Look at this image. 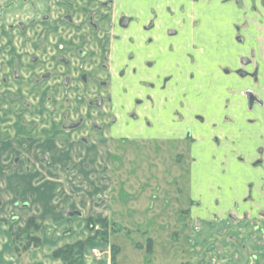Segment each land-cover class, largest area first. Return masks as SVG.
<instances>
[{"label":"rangeland","instance_id":"1","mask_svg":"<svg viewBox=\"0 0 264 264\" xmlns=\"http://www.w3.org/2000/svg\"><path fill=\"white\" fill-rule=\"evenodd\" d=\"M33 1L37 12L31 14L28 9L32 0H0V17L2 12L4 15V20L0 19V46L6 42L4 34L11 31L12 25L20 20L27 23L33 16L41 18L47 7L52 19L62 23L65 10L61 6L66 0H52L50 4L44 0ZM169 1L164 0V6ZM182 2L194 3L192 0ZM196 5L204 7L202 14L211 18L221 16L224 11L229 21L239 17L237 22H242V31H254L261 36V47L254 55L250 49L237 51L235 49L247 46L254 38L248 35L245 44L241 36L233 41L231 36L236 34L235 29L231 30L226 23L221 28H229L226 52L215 53V49H211L208 62L196 65L207 78L224 81L216 88L211 86L208 105L213 108L212 112L219 113L227 107L228 112L238 118L234 121L229 117L225 125L220 115H209V121L205 112L188 109L199 116L192 120L200 132L207 130L209 123H218L216 131H212L216 140L194 137L193 127L182 129V122H179L182 130L176 133L175 139L160 138L156 132L146 133L142 121H137L142 107L137 109L138 116L129 115V101L134 92L124 91L120 82H112L109 87L99 86L98 82H59L56 77L37 85L4 82L6 86H0V133H7L4 138L0 135V192L24 193L23 187L30 183L52 184L53 208L63 215L58 221H80L88 227L90 236L80 240L85 243L84 254L90 243L91 252L99 248L103 253L100 258L93 255L94 262L106 258L111 264H264V235L257 236L261 247L257 246L255 238L247 248L246 239H242L246 237H236L235 242L229 240L225 246L204 245L203 233H200L204 222L212 224L213 221L208 222L209 213L215 211L224 214L221 217L231 229L232 226L240 231L245 228L248 235L256 227L264 231V163H256V158L264 157V137L254 141L256 125L248 120L256 111H264L263 0H197ZM65 26L62 24L60 29ZM209 29L216 35L215 25ZM70 57L72 70L79 71V62L85 57L78 54ZM243 57L251 62L245 64ZM49 58L48 55L45 60ZM255 66H258L259 81L249 75ZM64 70L61 66V71ZM244 72L247 75L244 76ZM195 83L192 85L200 88L202 82ZM101 96L105 101L101 108L90 105L91 99ZM171 106L175 105L170 104V111ZM30 109L35 112L28 116ZM111 114L117 117L116 122L110 118ZM180 117L182 121L184 114ZM79 118L84 119L83 125L71 128L70 123ZM95 119L104 125V132L92 130ZM47 126L51 129H46ZM10 128L15 132L11 133ZM189 129L192 133L187 132ZM227 129L228 136L223 133ZM80 135L87 136L91 142L83 144ZM57 140L62 143L61 147L67 143L73 148L68 146L70 149L59 153L56 147L51 153L43 150L44 144L54 146ZM98 141L100 148H97ZM225 144L228 153L224 150ZM238 156L245 162L238 160ZM15 184L19 188H15ZM32 191L29 189V194ZM39 224L37 218L35 227ZM31 232L41 238L39 230ZM27 238H14L13 247L19 254L35 246L27 243Z\"/></svg>","mask_w":264,"mask_h":264},{"label":"flooded vegetation","instance_id":"2","mask_svg":"<svg viewBox=\"0 0 264 264\" xmlns=\"http://www.w3.org/2000/svg\"><path fill=\"white\" fill-rule=\"evenodd\" d=\"M44 1L50 4L52 0ZM192 1H194L192 5H187L182 0H170L169 4L164 6V0H66L65 5L61 6L65 10L61 16L62 23L52 19L47 7L41 18L33 16L27 23L20 20L17 25L10 24L11 31H7V35L4 34L6 42L0 46V86H6L4 82H34V85H37L39 82H49L56 77H58L56 81L59 82H98L99 86L101 84L109 87L112 82H120L123 83L121 88L124 91L131 89L134 92V96L129 101L131 106L129 115L136 117L137 109L142 107L140 110L142 114L137 115V121H142L146 133L156 132L160 138L175 139L179 130L191 126L196 131L193 133L194 137L198 135L212 140L214 137L212 131L218 123L211 122L207 130L204 128L200 132L199 127L193 125L192 120L199 116L188 109L203 111L207 117L220 115L225 125H228L229 117L234 121L238 118L230 114L227 107L219 113L217 110L212 112L213 108L208 105L211 86L216 88L224 81L207 78L206 74L202 75L197 70L196 65L208 62V56L213 52L211 49H215V53L226 52L227 45L229 46V33L226 30L229 31V28L235 29L236 34L231 36L233 41L241 36L245 44L248 35L254 38L248 41L247 46L239 45L241 47L235 49L237 51L250 49L249 52L254 55L256 49L261 47V36L254 31L249 33L242 31L243 24L237 22L238 16L235 20L229 21L224 11L221 16L211 18L202 14L204 7H197V0ZM35 6L36 2L32 0L28 12L31 14L37 12ZM0 19L4 20L3 12ZM52 20L55 25L52 24ZM64 23L67 26L60 29ZM226 23L229 24V28L221 30ZM213 25L216 26V35H212L213 31L209 29ZM50 26L53 28L51 29ZM197 27H200L198 32ZM8 44L11 45L6 49ZM215 45L219 46L218 50ZM47 54L49 60H45ZM77 54L85 57V60L79 62V71L76 72L71 68L70 55ZM250 62L251 60H248L247 64ZM47 64L49 65L45 67ZM61 66L64 71H61ZM258 66H255V70L249 74L255 81H259ZM57 72L60 74L57 75ZM245 75L247 74L244 72ZM195 82H202L199 84L200 88L197 89L192 85L196 84ZM97 92L100 93V90ZM109 97L107 96V99H110ZM171 99H174L173 102H170ZM104 103L102 96L90 100V105L98 108ZM170 104L175 105L171 106L172 111ZM181 110L186 113H183L182 121ZM29 111L28 116L35 112L31 109ZM169 111L172 117L169 116ZM255 114L248 120L256 125L254 141L257 142L259 137H264V111H256ZM210 117H208L209 121H211ZM110 118L116 122L115 115L111 114ZM96 121L95 119L91 125L92 130L104 132L106 130L104 125ZM179 122L183 123L184 128L179 127ZM83 123L84 119L79 118L77 122H71L70 126L75 129L81 127ZM153 126L155 129L152 130ZM47 128L51 129L50 126ZM10 130L11 133L15 132L11 128ZM170 130L173 131L169 133ZM4 132L0 133L4 135L2 138L7 134ZM187 132L190 133L191 130ZM223 133L228 136V129ZM79 138L83 144L91 142L85 135H80ZM213 139L216 140V137ZM100 143L98 141L97 148L101 147ZM61 144L57 140L54 146L47 147L44 144L42 147L45 152L50 153L55 147L56 153L73 148L68 145L69 148L67 143L63 145L66 148H63ZM224 146V150L228 153V145ZM259 152L262 154L263 148L259 149ZM263 158H256V163L263 164ZM239 159L245 162L240 156ZM236 174L240 175L239 170ZM3 196H8L7 204ZM13 196L10 190L0 192V222L5 223L10 230H14V224L19 220L13 209L31 208L30 199L12 201ZM258 213L263 212L258 211ZM229 215L234 219L237 218V215ZM36 219L34 215L27 217L26 233L22 237L36 236L31 232L32 230L39 232L43 230L44 223L40 220L39 226L35 227ZM31 220L34 222L30 226ZM17 236L13 234V238Z\"/></svg>","mask_w":264,"mask_h":264},{"label":"crops","instance_id":"3","mask_svg":"<svg viewBox=\"0 0 264 264\" xmlns=\"http://www.w3.org/2000/svg\"><path fill=\"white\" fill-rule=\"evenodd\" d=\"M51 187L52 184L50 183L36 182L35 184L30 183L24 186V193L13 190L14 196L12 201L30 199L32 207L28 210L19 208L13 209V213L19 217V220L14 224V230H10L5 223L0 222V264H64L61 259L53 256V252L58 248L74 244L90 236L88 227L80 221H72L70 223L58 221L60 218H63V215L53 208ZM15 188H19V186L16 185ZM29 189L33 190L30 194ZM3 199L5 204L9 202L8 196H3ZM209 214L208 222L213 221L211 222L212 224L204 222L202 225L204 227L200 229V233H203L204 245L214 244L213 246H225L229 240L235 242L236 237H246L242 239H246L244 240L246 241L245 247H249V242L253 244L252 241H256L257 236L260 238V235H264L262 227L261 229L256 227L254 231L252 233L249 232L248 235V233L246 234V230H243L245 228H242L240 231L239 228L232 226L233 228L231 229L230 225L221 217L224 215L223 213H216L215 211ZM30 215L36 216L38 220L44 223V229L38 233L42 242L39 246L28 248L26 253L19 254L13 247V234L22 236L26 233L25 223L27 217ZM216 220H219V222L215 224L214 221ZM246 223L250 224L251 222L249 223L246 221ZM247 226L248 225H246V227ZM66 231H70L68 232L69 234L66 233ZM256 242L257 246H262L260 240L257 239ZM90 244L87 245L84 257H82L78 264H111L106 258L96 260V262L92 261L91 259H94V256L91 252L92 245L89 246ZM247 248L243 249V252L246 253ZM213 251L214 250H212V253ZM243 256H246V254H243ZM260 258H257L258 261H261Z\"/></svg>","mask_w":264,"mask_h":264},{"label":"trees","instance_id":"4","mask_svg":"<svg viewBox=\"0 0 264 264\" xmlns=\"http://www.w3.org/2000/svg\"><path fill=\"white\" fill-rule=\"evenodd\" d=\"M33 222H34V220H31L30 226L33 225ZM16 239H18V238H16ZM27 240H28L27 243L28 242L30 244L34 243L35 246H39L42 242L41 238H39L38 236H31V235H28ZM29 246L30 245H28V247ZM84 248H85V243L78 241L74 244L65 245L61 248L56 249L53 252V256L55 258L61 259L64 264H78L79 261L83 257ZM159 264H161V263H159Z\"/></svg>","mask_w":264,"mask_h":264},{"label":"built area","instance_id":"5","mask_svg":"<svg viewBox=\"0 0 264 264\" xmlns=\"http://www.w3.org/2000/svg\"><path fill=\"white\" fill-rule=\"evenodd\" d=\"M92 253H93V255H95V257H97V258H100L101 256H102V252L100 251V249L99 248H94L93 250H92Z\"/></svg>","mask_w":264,"mask_h":264},{"label":"water","instance_id":"6","mask_svg":"<svg viewBox=\"0 0 264 264\" xmlns=\"http://www.w3.org/2000/svg\"><path fill=\"white\" fill-rule=\"evenodd\" d=\"M249 58L245 57V59L243 60V62L246 64L248 62ZM251 101H253V98H251Z\"/></svg>","mask_w":264,"mask_h":264}]
</instances>
